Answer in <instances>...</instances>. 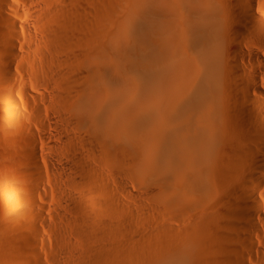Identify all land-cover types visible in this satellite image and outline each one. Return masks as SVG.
Wrapping results in <instances>:
<instances>
[{
	"label": "bare ground",
	"instance_id": "6f19581e",
	"mask_svg": "<svg viewBox=\"0 0 264 264\" xmlns=\"http://www.w3.org/2000/svg\"><path fill=\"white\" fill-rule=\"evenodd\" d=\"M111 1L101 9L99 0H43L48 8L28 28L10 20L5 11L12 7L0 0V107L9 108L6 119L20 129L23 117L9 91L12 73L45 74L52 108L65 113L61 146L69 159L60 167L78 192L66 198L73 217L61 218L71 241L55 233L58 243L51 251L34 224L29 235L35 243L26 246L12 223L13 233L2 227L0 264L134 262L140 240L131 232L130 213L118 211L111 198H96L109 191L94 186L88 162L95 154L120 158L125 165H117L129 171L149 172L159 187L146 191H160L169 209H201L217 197L209 223L204 229L198 224L183 241L209 251L204 260V251L196 258L199 264H247L252 255L264 257L256 244H264V0H121L124 9ZM17 30L27 39L20 40ZM22 90L30 96L24 83ZM13 140L30 171L24 180L38 197L35 140ZM32 198L29 208L45 212ZM110 212L112 219L123 215L110 220ZM40 215L32 218L42 222ZM160 227L151 241L157 255L145 264H169L160 249V239H166Z\"/></svg>",
	"mask_w": 264,
	"mask_h": 264
},
{
	"label": "rangeland",
	"instance_id": "374dc122",
	"mask_svg": "<svg viewBox=\"0 0 264 264\" xmlns=\"http://www.w3.org/2000/svg\"><path fill=\"white\" fill-rule=\"evenodd\" d=\"M99 1H100L99 7L101 9H107L108 6L112 3L111 0H99ZM122 1L121 0H113V4L115 3L114 5H116V3H117L116 7L119 4L120 5L118 7H120V6L125 7V5L123 4ZM8 2L10 3L12 10L8 11V12L5 11L6 12L5 15L8 16V18L10 20L16 22L20 27L30 28L31 27L30 19L35 18L38 14H41L42 12H44L48 8V7H46L43 0H8ZM121 4H123V5H121ZM124 7H123V9H124ZM118 9H120V8H118ZM123 9H121V10H123ZM31 31L34 32L33 29H31ZM16 32H17L16 34H17L18 38H20V40H22V39L26 40L27 39L26 35L24 33H22L21 31L17 30ZM35 36H37V32H36ZM33 56L36 57L34 54H33ZM24 58H26V57H24ZM39 70L41 71V68ZM36 78L39 79V84L35 83ZM11 82H12L13 87L9 91L12 94H14V96H15L16 110L19 111V113L21 114V117H23V121L21 122L22 124H21L20 129L13 126L11 123H9L6 118H8V119H9V117L11 118V114H10L11 112H10L9 108L4 105V103L1 104L2 107H0V186H1L0 187V189H1L0 190V234H1L0 237L3 236L2 234L4 233V231L6 229H7V231H5V232L8 233L10 230V232L12 231V233H13L12 223L13 224L16 223V226L19 227L17 229L18 230L20 229L19 231L21 232V239L26 243V246L31 247L32 245H34L35 242L31 239V237L29 235V228L31 227L30 225L34 226V224H35L36 227L34 226V228H36V230L39 231L42 238L44 237L45 239L49 240L48 241V242H50L49 248L52 251L53 249H55V247H54L55 243L54 242L58 243V238L62 237V239H65V240L68 239L69 241H71L70 239H73L71 237L72 235H70L66 231H63L64 229H61V227H62L61 218L63 216H65V217H63L65 219V218H67V217L69 218L70 216L73 215V212L67 208L69 205L67 203H69L70 200L66 199V198H68V196H70V197L72 196V198H73V196L75 197L78 194L77 190L75 191L74 188H72L68 185V182H67L68 181L67 180L68 179V173H67V171L62 170V168L60 167L62 165V163L67 162V160L69 159V157H67V155H65V153H66L65 148H63L61 146L63 138L65 136V134H64L65 132L63 130V123H62V118L65 117V113L61 110H58V107L56 109L52 108V106H51L52 101L49 98L50 94L52 92V87H51L50 83L47 82V80L45 79V74H43L42 72L38 71V74L36 73L34 76L29 72H24L22 74H18L15 71H13ZM23 83L26 84V86L28 87L29 92L31 93L30 96L34 97L33 99L29 95H27L26 93L23 92V90H22ZM40 96H44V99L42 101L39 100ZM29 135L33 136V138L35 140L34 142L36 144L35 145L36 152L34 153V156L32 154V157L34 158V160H36L35 162H37L36 163L37 165L35 166V171H36L35 174L36 175L35 174L34 175H35V177H36V179H37V181L41 187L40 188L41 189L40 195H38V197L36 195H34L33 193H31V190H29V185H28L29 183L26 182V179L24 180V178H25L24 175H26L30 171L27 169L26 163L24 161L25 154H23V152H22L23 149L21 150L17 146H15V142L13 140L14 138H16L18 136H29ZM19 152H22L21 153L22 156L20 155ZM26 152H29V151L26 150ZM119 160H121V159L120 158H114V159H110V160H108V159L105 160L101 155L95 154L93 159L91 158L88 163H89V165H91V167H93V173L92 174L95 173L94 177H96L95 181H97V182H95L96 185H94L95 188H98L97 190L106 188L107 191L110 192V193L108 192L106 194V196L97 195L96 198H98L101 202L102 201L104 202L103 198L105 199L106 197L108 199L111 198V200H113V201L115 200L114 202L118 204V205L115 204L116 207H118L117 210L122 211V208H123L124 209L123 211L127 212L126 216H128V215H129V217L131 216L130 221H132V228H133L132 230L134 231V232L133 231H131V232L133 235H134V233H136L137 235L135 234L134 236H139L138 239L140 240L139 241V244H140L139 250L137 252L138 254L136 253L137 256L134 254L135 256L132 257V259L135 257L133 260H131V262L132 261L135 262V263L132 262V264H145V263L153 260L154 259L153 257H155L157 255V253L155 252L156 250L153 248V244H152V242L154 241L153 237H152V233L156 231V230L153 231L154 227L158 228L160 226H162V227H160V230L163 231L164 234L166 233L165 234L166 239L163 240L165 236H162V238L160 239L161 240L160 249H161L162 254L164 253L163 258L165 259V261H167L169 264H180V263L181 264H197V263L199 264V262H198V260L200 259L199 256L203 255L202 254L203 251H204L205 255H203L201 258L204 260V258L207 255H209V251L206 252L205 250H202L201 248H200V250H201L200 251L198 248H196L197 246L193 245L192 243H191L192 246H195V247L192 248V246L190 245V246H188L189 248L191 247L189 249L186 245V243L188 245H189V243L183 242V241H187L185 238V234H188L189 232H191L194 227H199V226H197L198 224L202 225L201 228L204 229L206 224L209 223L210 217L212 216L213 211L214 210H215L214 212L217 211V209H215L217 197H215V199L211 203L206 204L201 209L200 208L199 209H190V208H186V207H183L180 205L177 207H173V208L169 209V206L167 205V202L165 201V199L162 197L163 194H161L160 191L157 192V194H152V193L150 194V192H152L153 190H158L157 188L159 186L154 182V180L151 177V174L149 172L143 171V170L135 168V167H133L132 169H130L131 171H129V167L124 166V168H123L122 165H125V164H124V162H121L122 160L121 161H119ZM118 162L122 163V165H121L122 168L120 165H117ZM121 169H123L125 173L127 172L129 174V176H127V178H124L126 176L122 177V175H120V172L123 171ZM107 172H109V173H107ZM116 172H118V173H116ZM97 173H98V175H97ZM21 175L24 177L21 178L22 177ZM120 176L122 178H120ZM2 182H4L3 185H2ZM101 182H103V183H101ZM5 185H6V187H5ZM10 185H12V186H10ZM26 185H27V187H26ZM101 186H103V187H101ZM99 187H101V188H99ZM123 187H124V189L127 187L126 189L128 190L129 194L124 191ZM6 188H7V190H6ZM153 188H156V189H153ZM72 189H74V190H72ZM2 190H4L5 192ZM146 190H150V192L149 191L147 192ZM75 192H77V193L75 194ZM4 193L6 195H4ZM22 193L25 195L28 193V196L27 195L24 196ZM21 194H22V196H21ZM146 194H148V196ZM30 196H31V198L32 197L34 198L35 202L37 203L36 205H39V206L42 205L41 207L45 208V212H40V210L39 211L36 210L37 208H35V206L33 207V208H35V210L33 208L32 209L29 208L30 206L28 205V203L30 200H27V199ZM14 197H15V199H14ZM33 198H32V200H33ZM19 200H21V201H19ZM67 200H68V202H67ZM165 204H166V206H165ZM19 205L21 207H23V206H25V207L21 208ZM19 208H21V209H19ZM165 209L167 211L169 210V212H165ZM31 210L35 211V212L34 211L32 212L33 214L35 213V215L41 214L40 216H42L41 218L44 222L43 221L40 222V221L33 219L32 218L33 214L30 217ZM67 210H69V212H67ZM177 210L180 211L181 213L179 212V214H177L176 213ZM25 211H27V212L25 213ZM28 211H30V213ZM125 212H124V216H125ZM171 212L172 213L175 212L176 214L173 215V214H171ZM128 213H130V214H128ZM166 213L168 216L166 215ZM168 213H170L171 215H169ZM110 214L112 216H110L109 214L108 215L110 216V220H111L114 213L110 212ZM15 215H16V217H15ZM115 215H114V217H115ZM122 215L117 214L116 217L113 219L114 220L115 219L120 220V218H118V216L121 217ZM107 216H105V218H107L106 220L110 221V220H108L109 216L108 217ZM28 217H29V219L26 220ZM59 217H60V219H59ZM72 217H70V218H72ZM143 217H145V218H143ZM63 218H62V220H63ZM135 218H136V220H135ZM24 219H25V221H24ZM30 220H32V221H30ZM204 221H207V222L204 223ZM59 222H60V224H59ZM17 223L19 226L17 225ZM155 225H157V226H155ZM3 226H4V228L6 226V229L3 230L2 229ZM16 226H15V228H16ZM137 226H140V227H137ZM161 228L165 229V230H162ZM169 229L171 231H169ZM2 230H3V233H2ZM26 231H27V233H26ZM61 231H62V233H61ZM179 232H180V234H179ZM55 233H56V235H55ZM150 233H151V235H150ZM53 234L57 237L60 234V236L58 238L57 237L54 238ZM68 235H70V236H68ZM145 235H146V237H145ZM181 235L183 236L182 238H181ZM178 236L180 237V239ZM261 236L264 238V233H262ZM66 237H68V238H66ZM141 237H143V238H141ZM55 239H56V241H54ZM149 239H151V240H149ZM145 240H146V244H145ZM172 240H175V241L173 242ZM178 240H179V242H178ZM28 241H29V244H28ZM165 243H167V244H165ZM151 244H152V246H151ZM180 244L181 245L185 244V246H181ZM256 244H257L258 249L262 252V254H264V244L261 245L259 242H256ZM17 245L19 246V244L15 243L16 248L18 247ZM149 246H151L152 248ZM143 248H144V250H143ZM2 249H4V248H2ZM2 249L0 248V250H2ZM153 249H154V251H153ZM163 249H165V251ZM194 249H196V250H194ZM38 250H40V249H38ZM148 250L150 252H148ZM2 251L4 252V250H2ZM152 252H154V253H152ZM196 252H197V254H196ZM141 253H143V254H141ZM171 253H173V254H171ZM151 254H153V255H151ZM168 254L169 255L171 254L172 256L171 255L169 256ZM149 255H151V256L149 257ZM139 258H141V259H139ZM145 258H148L149 261H148V259H145ZM196 258H199V259H196ZM217 258H216V261H218ZM10 260L13 261V259H9V261ZM14 262H15V260H14ZM247 264H264V257L252 255L250 257V260L247 261Z\"/></svg>",
	"mask_w": 264,
	"mask_h": 264
}]
</instances>
